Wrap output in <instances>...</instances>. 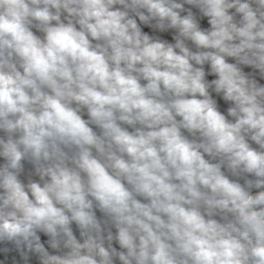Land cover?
Listing matches in <instances>:
<instances>
[{
  "label": "clouds",
  "instance_id": "9594fccd",
  "mask_svg": "<svg viewBox=\"0 0 264 264\" xmlns=\"http://www.w3.org/2000/svg\"><path fill=\"white\" fill-rule=\"evenodd\" d=\"M0 264H264V0H0Z\"/></svg>",
  "mask_w": 264,
  "mask_h": 264
}]
</instances>
